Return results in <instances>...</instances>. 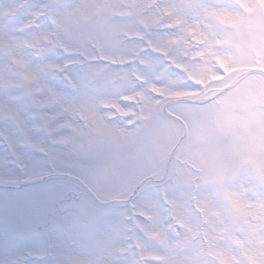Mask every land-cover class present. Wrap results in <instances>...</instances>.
Listing matches in <instances>:
<instances>
[{
  "label": "clouds",
  "instance_id": "clouds-1",
  "mask_svg": "<svg viewBox=\"0 0 264 264\" xmlns=\"http://www.w3.org/2000/svg\"><path fill=\"white\" fill-rule=\"evenodd\" d=\"M12 7L0 264H264V0Z\"/></svg>",
  "mask_w": 264,
  "mask_h": 264
},
{
  "label": "rangeland",
  "instance_id": "rangeland-1",
  "mask_svg": "<svg viewBox=\"0 0 264 264\" xmlns=\"http://www.w3.org/2000/svg\"><path fill=\"white\" fill-rule=\"evenodd\" d=\"M25 0H12V11L6 13V15H12L14 17L19 16L21 22L23 21V16L21 13L23 12ZM0 113H7L10 118H14L16 113H19L18 109L12 108L4 99L0 98ZM18 126L27 131L24 122L22 120L17 121Z\"/></svg>",
  "mask_w": 264,
  "mask_h": 264
},
{
  "label": "snow or ice",
  "instance_id": "snow-or-ice-1",
  "mask_svg": "<svg viewBox=\"0 0 264 264\" xmlns=\"http://www.w3.org/2000/svg\"><path fill=\"white\" fill-rule=\"evenodd\" d=\"M11 99H14V97ZM12 119L15 120L16 123H17V121H20V120H22L24 122L23 117L20 115V113H16L14 118H12Z\"/></svg>",
  "mask_w": 264,
  "mask_h": 264
}]
</instances>
